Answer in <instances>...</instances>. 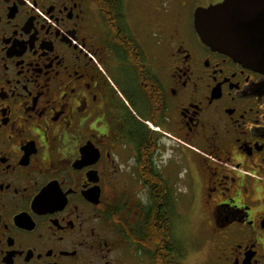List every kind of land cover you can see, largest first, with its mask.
<instances>
[{
  "label": "flooded vegetation",
  "instance_id": "flooded-vegetation-1",
  "mask_svg": "<svg viewBox=\"0 0 264 264\" xmlns=\"http://www.w3.org/2000/svg\"><path fill=\"white\" fill-rule=\"evenodd\" d=\"M228 1L0 0V264H191V216L201 264H264V68L210 42ZM231 9L264 38V0Z\"/></svg>",
  "mask_w": 264,
  "mask_h": 264
},
{
  "label": "water",
  "instance_id": "water-1",
  "mask_svg": "<svg viewBox=\"0 0 264 264\" xmlns=\"http://www.w3.org/2000/svg\"><path fill=\"white\" fill-rule=\"evenodd\" d=\"M234 3L235 0H230L205 11L207 14L209 12V17L213 20L209 25L214 32L213 36H209L210 42L225 48L247 64L264 68V38H255L247 32L238 35L239 25L235 23V11L231 9ZM242 28L245 29L246 26ZM204 29L206 27L200 25V30Z\"/></svg>",
  "mask_w": 264,
  "mask_h": 264
},
{
  "label": "rangeland",
  "instance_id": "rangeland-1",
  "mask_svg": "<svg viewBox=\"0 0 264 264\" xmlns=\"http://www.w3.org/2000/svg\"><path fill=\"white\" fill-rule=\"evenodd\" d=\"M192 217H190L189 235L184 237L183 241L189 245V262L191 264H201L206 259V247L209 245V235L201 229L196 219Z\"/></svg>",
  "mask_w": 264,
  "mask_h": 264
}]
</instances>
